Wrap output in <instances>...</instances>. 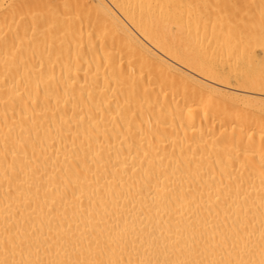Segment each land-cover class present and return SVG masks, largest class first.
Returning a JSON list of instances; mask_svg holds the SVG:
<instances>
[{"label":"bare ground","instance_id":"obj_1","mask_svg":"<svg viewBox=\"0 0 264 264\" xmlns=\"http://www.w3.org/2000/svg\"><path fill=\"white\" fill-rule=\"evenodd\" d=\"M264 0H0V264H264Z\"/></svg>","mask_w":264,"mask_h":264},{"label":"snow or ice","instance_id":"obj_2","mask_svg":"<svg viewBox=\"0 0 264 264\" xmlns=\"http://www.w3.org/2000/svg\"><path fill=\"white\" fill-rule=\"evenodd\" d=\"M261 87H264V80L261 81Z\"/></svg>","mask_w":264,"mask_h":264}]
</instances>
